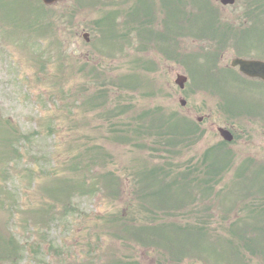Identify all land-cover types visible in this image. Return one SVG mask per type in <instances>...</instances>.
Returning a JSON list of instances; mask_svg holds the SVG:
<instances>
[{
	"label": "rangeland",
	"instance_id": "rangeland-1",
	"mask_svg": "<svg viewBox=\"0 0 264 264\" xmlns=\"http://www.w3.org/2000/svg\"><path fill=\"white\" fill-rule=\"evenodd\" d=\"M250 4L0 0V119L18 132L0 264H264V83L230 65L264 61ZM187 115L209 122L185 143Z\"/></svg>",
	"mask_w": 264,
	"mask_h": 264
},
{
	"label": "water",
	"instance_id": "water-1",
	"mask_svg": "<svg viewBox=\"0 0 264 264\" xmlns=\"http://www.w3.org/2000/svg\"><path fill=\"white\" fill-rule=\"evenodd\" d=\"M47 3L51 2V0H45ZM223 4H229V3H234L233 0H222ZM234 65H240L242 70L249 75H260L264 76V63L260 62H246L242 60H237L234 62ZM222 136L225 138L227 141H232V136L225 131H221Z\"/></svg>",
	"mask_w": 264,
	"mask_h": 264
}]
</instances>
